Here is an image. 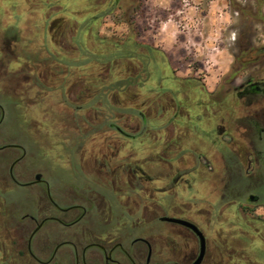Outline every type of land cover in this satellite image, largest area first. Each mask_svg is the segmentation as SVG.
<instances>
[{
  "label": "flooded vegetation",
  "instance_id": "flooded-vegetation-1",
  "mask_svg": "<svg viewBox=\"0 0 264 264\" xmlns=\"http://www.w3.org/2000/svg\"><path fill=\"white\" fill-rule=\"evenodd\" d=\"M249 1L242 7V44L224 85L207 90L202 113L192 114L182 106L190 94L182 95L196 77L178 76L154 47V54L139 43L127 51L130 38L119 45L100 35L102 20L135 18L143 0H0V91L25 111L33 130L60 138V166L74 172L75 149V170L85 174L57 199L44 169L18 170L26 157L21 146L0 145L21 150L6 168L11 183L0 179V264L263 262L254 250L264 245V217L255 214L264 203H241L242 192L264 185V27L258 26H264V0ZM122 66L130 77L119 78ZM165 75L171 78L166 86ZM231 99L245 113L233 128ZM4 119L0 102V127ZM203 128L207 136L200 138ZM232 130L245 132L243 156L232 149ZM87 172L96 176L95 187ZM12 184L38 186L35 211L22 214L5 201ZM94 221L102 226L92 227ZM48 222L79 230L63 236ZM8 243L16 248L11 262Z\"/></svg>",
  "mask_w": 264,
  "mask_h": 264
},
{
  "label": "rangeland",
  "instance_id": "rangeland-1",
  "mask_svg": "<svg viewBox=\"0 0 264 264\" xmlns=\"http://www.w3.org/2000/svg\"><path fill=\"white\" fill-rule=\"evenodd\" d=\"M22 4L25 5L24 2ZM250 4L249 0H143L141 4L143 7L135 18L119 20L111 17L102 20L98 24V30L102 37L113 40L119 45L124 43V38H130L128 41L131 47H126L124 50L136 51L137 46L135 43H139L145 47H154L165 54L166 52L163 49L167 43L172 44L175 49L180 44L179 35L189 36V48L184 53L181 52L179 56L174 55V53L166 54V58L163 57V59H165L167 67L178 76L184 77L186 80L196 77L194 85L192 83L188 84L189 86L183 92L182 96L185 97L186 94H190V99L183 101L182 106L185 112L192 114L195 112L202 113L205 108L204 103L207 100L205 92L207 90L214 91L218 86L221 88L224 85L222 82L229 67L233 64V55L240 49L242 44L241 29L245 26L246 22V19L242 16V7ZM258 26L260 28L264 27L263 25ZM128 30L130 33H128ZM260 37L264 39L262 36ZM90 47L97 48L93 43L90 44ZM107 47V43H103L102 48L105 50ZM144 49H141V52L147 50ZM158 59L160 58L158 57ZM118 73L119 78L130 77L125 66L120 67ZM165 77L166 79L164 78L163 80L164 86L171 80L169 76L165 75ZM0 102L5 109L4 123L0 127V145L9 142L16 143L26 152V157L20 163L18 170L22 168L32 174L38 169H44L43 176L49 183V187L55 198H57L60 190L65 186L83 183V175L85 174L75 170L79 169L78 159L75 157V149H72L74 172L69 174V171L57 162L61 148L56 145L60 138L53 134V132L44 134L43 132L33 130L27 120L25 111L17 108L9 100L8 96L1 91ZM122 106L125 107L120 103L119 108ZM230 108L235 110V113L230 115L228 122L229 126L233 128L237 123V119L244 117L245 113L239 114L237 112L240 105L238 106L232 99L230 100ZM181 119H188V117L184 116ZM198 127L201 130L200 126ZM203 127H205L204 124ZM205 128L202 129L200 138L207 136ZM75 134L71 132V136ZM230 134L235 139L232 149L239 151L243 156L245 153H242V141L245 132L243 130H232ZM71 138L73 140L78 139L77 135ZM20 153L21 150L15 148L0 149V179L5 176L8 182L11 183L6 168ZM262 168L264 170V163H262ZM86 175L90 178L88 182L95 187L96 176L91 172H87ZM2 185L3 183L0 180L1 193L3 192ZM36 189H38L37 185L24 186L12 184L3 196L7 203L16 205L20 213H31L35 211L37 206L34 199V191ZM100 190L107 191L110 195L109 197L114 199L105 188L101 187ZM59 199L60 202L64 201L62 196ZM241 199V203L244 205L256 202L264 203V185L262 187H255L248 192H242ZM115 208L114 214L121 217L120 209L116 205ZM12 209L14 210V208ZM257 215L264 217L263 212H257ZM17 219L19 220V217ZM223 219L221 218V220ZM201 221L205 222L206 218ZM16 224L17 222L13 221L11 225ZM145 224L148 223L145 222ZM156 225L161 228L164 227L163 223H157ZM47 226L54 228L58 234L63 236H71L79 230V227L66 228L56 222H48ZM101 226L99 221L92 222V227L94 228H100ZM217 227L223 229L226 227L224 235L229 234V230L225 224L222 225L220 223ZM170 230L171 227H168L164 231L169 233ZM242 231L251 234L250 231H247L246 226L242 228ZM10 234L14 235L13 230ZM260 239L256 237L255 241L259 243ZM243 240H247V246L250 245L249 239L244 237ZM8 245V250H10L9 253L11 254L9 262H11L14 261L12 255L16 248L13 243H8ZM254 251L263 260L260 264H264V245L257 244ZM245 252L248 254V249Z\"/></svg>",
  "mask_w": 264,
  "mask_h": 264
},
{
  "label": "crops",
  "instance_id": "crops-1",
  "mask_svg": "<svg viewBox=\"0 0 264 264\" xmlns=\"http://www.w3.org/2000/svg\"><path fill=\"white\" fill-rule=\"evenodd\" d=\"M178 36V35H177ZM179 39H180V44L178 45V47L175 49L173 48L172 44H166V47L163 49L166 54H173L176 55V56H179L180 53H184V51L189 48V45H188V38L189 36H183V35H179ZM170 46V47H169ZM183 55V54H182ZM257 212H260V213H264V210L263 209H257L255 210V214L257 215ZM262 226V222L259 224Z\"/></svg>",
  "mask_w": 264,
  "mask_h": 264
},
{
  "label": "trees",
  "instance_id": "trees-1",
  "mask_svg": "<svg viewBox=\"0 0 264 264\" xmlns=\"http://www.w3.org/2000/svg\"><path fill=\"white\" fill-rule=\"evenodd\" d=\"M146 49H148V52H150V54H154V53H157V52H155L151 47H146ZM120 55H122L123 53H119ZM139 56H140V58H142V59H144V53H141V54H138ZM113 56L112 55H106V57L105 58H107V59H111ZM160 75V70L158 69V76ZM184 82H186V81H184ZM122 85H123V83H121ZM120 84V85H121ZM139 89H142L143 87H144V84L141 82V83H139L138 84V86H137Z\"/></svg>",
  "mask_w": 264,
  "mask_h": 264
},
{
  "label": "water",
  "instance_id": "water-1",
  "mask_svg": "<svg viewBox=\"0 0 264 264\" xmlns=\"http://www.w3.org/2000/svg\"><path fill=\"white\" fill-rule=\"evenodd\" d=\"M195 229V228H194ZM196 231H197V233L199 234V235H201V237H202V234L197 230V229H195Z\"/></svg>",
  "mask_w": 264,
  "mask_h": 264
}]
</instances>
